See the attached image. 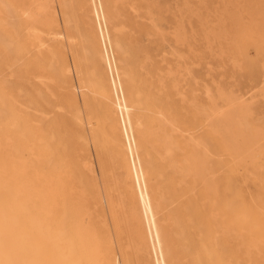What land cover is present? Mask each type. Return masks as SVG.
<instances>
[{
    "label": "bare ground",
    "instance_id": "6f19581e",
    "mask_svg": "<svg viewBox=\"0 0 264 264\" xmlns=\"http://www.w3.org/2000/svg\"><path fill=\"white\" fill-rule=\"evenodd\" d=\"M115 9L0 0V264H264V119L220 87L181 120Z\"/></svg>",
    "mask_w": 264,
    "mask_h": 264
},
{
    "label": "rangeland",
    "instance_id": "374dc122",
    "mask_svg": "<svg viewBox=\"0 0 264 264\" xmlns=\"http://www.w3.org/2000/svg\"><path fill=\"white\" fill-rule=\"evenodd\" d=\"M111 1L117 11V23L121 26L125 24L124 33L130 35L135 44L145 48L142 51V55L146 56L142 68L143 73L148 78L153 77L151 79L156 80L154 84L158 85L163 90L160 93L165 95V98L167 97L166 106L173 104V110L176 111L178 117H181V120L184 115L186 118L189 115V118L192 119L194 117L192 113L196 114L195 117L201 116V110L208 111L209 108L217 104L219 108L220 106L222 108L223 104H229L225 103L228 101L225 99V95L234 97L237 94L235 97L239 98L238 101H241L240 98H242V101L245 100L252 106L254 115L251 113L249 120H256H251V123L261 124L263 122L264 20L261 13L262 7L259 6V2L256 3L258 0H254L256 3L253 2L254 5L251 0H109V2ZM120 3L121 5H119ZM177 29H180L182 34V38H178L179 41L177 36H174ZM251 30H255L254 33L251 32L252 39L262 42V44L258 43L257 45L252 40L247 45L240 46L242 35ZM184 67L189 68L190 71ZM167 72L170 74H166ZM172 72H175L176 76ZM159 74L163 80L165 79L161 84L160 78H158ZM175 80L178 83L176 86H174L176 82L172 84ZM164 82L165 84H163ZM173 87H178V89ZM182 88L184 89L182 90ZM207 88L210 89L209 92ZM219 89L225 97H220ZM231 89H233V93ZM176 90H180V92ZM205 90L208 94L212 91V95L209 96L212 97L215 94L213 98L217 102H214L211 97V101H208L209 97L206 95L207 92L205 94ZM229 92L231 93L229 94ZM216 96H218L217 99ZM182 97L185 98L181 99ZM188 99L192 104L188 103ZM223 99L226 101L223 102ZM220 102L223 104L220 105ZM182 106L185 107V110ZM228 106L224 108H228ZM186 109H188L187 112ZM197 109L200 110L199 114ZM38 113L40 112H36V114ZM178 135L180 137L181 133ZM180 140L184 141V137L181 136ZM183 141H179L177 147L180 148L176 147L175 149L176 158L179 161H182L185 155L189 154L188 150L192 149L190 139L187 143ZM221 156L225 159L226 155ZM222 170L221 168L218 174H221ZM242 175L248 179L242 185L247 191L246 193L250 194L249 192L255 190V185L250 179L252 174L247 175V171L241 168L239 171L240 181L243 180Z\"/></svg>",
    "mask_w": 264,
    "mask_h": 264
}]
</instances>
